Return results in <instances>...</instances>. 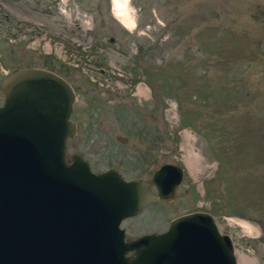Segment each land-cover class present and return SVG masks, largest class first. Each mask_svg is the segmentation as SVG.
<instances>
[{
	"label": "rangeland",
	"instance_id": "1",
	"mask_svg": "<svg viewBox=\"0 0 264 264\" xmlns=\"http://www.w3.org/2000/svg\"><path fill=\"white\" fill-rule=\"evenodd\" d=\"M126 9L130 29L113 0H0V77L27 65L70 83L77 128L65 153L93 171L145 180L163 163L182 167L171 200L121 221L126 236L205 210L238 264L241 255L264 264V0H126Z\"/></svg>",
	"mask_w": 264,
	"mask_h": 264
},
{
	"label": "water",
	"instance_id": "2",
	"mask_svg": "<svg viewBox=\"0 0 264 264\" xmlns=\"http://www.w3.org/2000/svg\"><path fill=\"white\" fill-rule=\"evenodd\" d=\"M0 89V264H238L231 237L205 210L126 236L121 221L171 200L183 169L163 163L144 180L67 158L74 92L63 77L19 67Z\"/></svg>",
	"mask_w": 264,
	"mask_h": 264
},
{
	"label": "bare ground",
	"instance_id": "3",
	"mask_svg": "<svg viewBox=\"0 0 264 264\" xmlns=\"http://www.w3.org/2000/svg\"><path fill=\"white\" fill-rule=\"evenodd\" d=\"M114 3V9H115V15L118 18V21L124 25L126 28L130 29L133 25V22L129 20L128 16L126 15V0H113ZM144 89L141 86H137V93L138 94H144ZM195 155L191 152V150H188L187 152V162L189 165H193L195 160L197 161ZM240 262L241 264H253L249 259L246 257L240 256Z\"/></svg>",
	"mask_w": 264,
	"mask_h": 264
},
{
	"label": "flooded vegetation",
	"instance_id": "4",
	"mask_svg": "<svg viewBox=\"0 0 264 264\" xmlns=\"http://www.w3.org/2000/svg\"><path fill=\"white\" fill-rule=\"evenodd\" d=\"M110 37V36H109ZM109 37L107 38V41H109ZM15 41V40H14ZM113 41V37H112V40L111 41H109V42H112ZM27 66V65H26ZM19 67H25V66H19ZM19 67H16V68H19ZM16 68H13V69H11V70H8V71H6L5 73H3V75L0 77V80H1V78L5 75V74H7L8 72H10V71H12V70H14V69H16ZM67 81V80H66ZM68 82V81H67ZM69 85H70V83H69ZM71 86V85H70ZM71 88H72V86H71ZM72 90H73V92H74V98H76V94H75V91H74V89L72 88ZM75 100V99H74ZM73 100V101H74ZM73 107H74V105H73V102H72V108H71V111H70V114L72 113V110H73ZM69 114V115H70ZM71 120V119H70ZM73 123H74V125H75V129L77 128V123H76V121H73V120H71ZM73 153H76V152H73ZM73 153H71V154H73ZM83 158H85L86 159V157H83ZM87 161H88V159H86ZM88 163H89V161H88ZM137 177H139V176H137ZM136 179H143V178H136ZM152 187V189H153V187L154 186H151Z\"/></svg>",
	"mask_w": 264,
	"mask_h": 264
}]
</instances>
